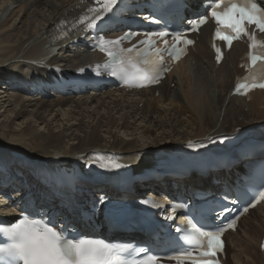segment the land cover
<instances>
[{
	"label": "bare ground",
	"instance_id": "bare-ground-1",
	"mask_svg": "<svg viewBox=\"0 0 264 264\" xmlns=\"http://www.w3.org/2000/svg\"><path fill=\"white\" fill-rule=\"evenodd\" d=\"M2 1L0 110L4 109L7 115H0V148L5 146L4 140L8 143L9 137H13L11 145L0 150V181L9 186L7 190L0 186V190L6 196L17 199L26 190L35 197H51L53 191L42 184L45 174L55 188L58 187L55 180L81 181L78 189L83 193L68 191V201L100 189L109 192L106 187L92 184L97 182L94 179H101L106 162L120 161L137 173L160 171L161 163H167L165 157L177 144L235 133L237 128L264 120V91L252 94L250 102L231 96L236 78L244 73L239 68V58L246 48L236 44L223 64L217 66L210 51V26L201 31L190 58L179 64L158 88L129 94L109 92L100 97L91 90V95L86 97L73 95L70 99L47 102L36 90L45 89L56 70H75L93 57L83 51L72 54L75 48L71 43L75 38L61 40L59 37L67 26L76 24L92 0ZM18 6L21 8L16 11ZM117 29H112L109 36L114 37ZM99 98L110 102L98 101ZM142 103L143 109H140ZM19 120L26 126L20 132L13 131L12 123ZM38 124L48 133H40ZM153 133L156 136L151 137ZM146 162L151 163L146 165ZM240 173L243 166H235L232 171H212L206 178L192 174L145 184L136 182L134 189L136 193L141 192L139 189L144 186L148 195L165 197L187 194L202 187L214 190L232 182ZM19 174L29 177L21 186L15 181ZM90 174L94 179L87 180ZM136 196L130 194L126 198L133 200ZM0 198L3 201L5 197ZM58 210L76 214L72 206H60ZM254 215L256 218L246 232L254 251L245 240L238 238L239 232L231 234L230 244L240 249L233 256V264H264V254L260 251L264 206L243 219L242 227Z\"/></svg>",
	"mask_w": 264,
	"mask_h": 264
},
{
	"label": "snow or ice",
	"instance_id": "snow-or-ice-1",
	"mask_svg": "<svg viewBox=\"0 0 264 264\" xmlns=\"http://www.w3.org/2000/svg\"><path fill=\"white\" fill-rule=\"evenodd\" d=\"M119 0H95L99 7L88 9V14L79 18L78 23L85 24V28L93 30L97 22L104 16L112 13ZM264 0H210V15L217 25L215 36L227 42L230 47L233 39H239L246 35L250 41V53L253 66L258 61L264 63V41H259L255 33H250L247 25H255L257 30L264 32ZM207 15H202L190 20V30H198V26L207 22ZM133 33H126L115 40L100 38L96 47L107 53L114 65H105L111 75H119L125 83L134 86H144L145 83H158L162 74L167 69L162 51H168V55L179 59L186 54V49L173 45L171 50L155 48L156 41L145 39L140 44L146 45L143 49L121 47V42ZM167 32L148 33L146 36L166 37ZM183 33L173 34L174 40L179 44L181 40L185 45L193 44L194 41L183 38ZM167 44V40L163 41ZM111 45V47H108ZM259 50L260 54H256ZM220 52V49H217ZM219 60L220 57L218 56ZM260 87L264 88V71L257 79L255 73L252 77H246L244 83H237L235 91L241 93L242 89ZM246 94V93H245ZM114 167H123L115 164ZM254 199H264V191L257 193ZM247 211V209H245ZM51 222L43 218L33 219L25 216L10 228L0 226V232L11 238V243L0 245V264H137L135 260H128L117 254L111 245L102 240L88 238L69 239L62 230L50 226ZM235 221H231L227 227H234ZM225 228L219 227L205 230L204 226L193 225L189 230H183V243L174 250V255L169 258L181 260L190 256L192 248H203L214 257L216 251L222 249L220 235ZM188 245L187 248L184 245ZM147 253L148 249H140ZM157 256L146 255L140 264H157Z\"/></svg>",
	"mask_w": 264,
	"mask_h": 264
},
{
	"label": "rangeland",
	"instance_id": "rangeland-1",
	"mask_svg": "<svg viewBox=\"0 0 264 264\" xmlns=\"http://www.w3.org/2000/svg\"><path fill=\"white\" fill-rule=\"evenodd\" d=\"M0 3H3V1L1 0L0 1ZM4 6H3V4H2V6H1V8H3ZM19 8H21L20 6H18L17 8H15V10L17 11V9H19ZM174 87V84H172L171 85V88H173ZM1 92H3V90L1 89ZM107 93H109V92H107ZM107 93H105V94H107ZM110 93H112V92H110ZM105 94H100V96H102V95H105ZM88 95V94H87ZM90 95H91V93H90ZM2 96V95H1ZM99 96V97H100ZM56 97V98H55ZM80 97V96H79ZM86 97V96H85ZM98 97V96H97ZM32 99H37V98H32ZM60 99H66V98H61V97H57V96H55L54 94L53 95H51L49 98H47L46 100H47V102H56V100L58 101V100H60ZM70 99V98H69ZM83 99V98H82ZM101 99H104L106 102H110L108 99H105V98H99L98 99V101L99 100H101ZM39 101H41V100H39ZM43 101V100H42ZM84 101V100H83ZM76 102V101H75ZM143 103L142 104H140L139 105V108L140 109H143ZM7 111H10V109L8 110L7 109ZM246 112H247V110H246ZM0 115L1 116H4V115H7V114H5V110L4 109H2V110H0ZM9 117L11 118V119H13V116L12 115H9ZM152 117V115L150 116V118H148V120L149 121H151V118ZM2 120L4 119L3 117L1 118ZM148 123V122H147ZM151 123V122H150ZM26 126V124H22V121L21 120H19V121H14L13 123H12V129H14L13 131H18V132H20L21 130H23V128ZM37 130L40 132V133H43V134H46V133H48V131L45 129V127L44 126H42V125H37ZM146 135H148V133H146ZM154 136H156V133H153V136H151V137H154ZM122 137V136H121ZM13 140V137H9V139H8V143L7 142H5V140H4V142H3V144L5 145V146H3L2 148H0V150H4L5 148H6V146L8 147V145H11V144H9L11 141ZM145 160H142L141 162H144ZM140 162V163H141ZM151 162H146V165L147 164H150ZM146 165H144V166H146ZM143 166V167H144ZM149 166H153V165H149ZM22 178H24V176H22V175H20V176H18L17 178H16V181L18 182L20 179H22ZM0 184H1V186H3L4 187V185L2 184V182L0 181ZM3 208H5V209H7L8 208V205H6L5 204V202H1L0 201V210H2ZM256 218V215H254L252 218H251V220H248L247 221V223L245 224V225H243V227L241 228V231L239 232L240 234H239V236H238V238L239 239H242V240H245L248 244H249V246H250V248L254 251V244L252 243V245L250 244V240L248 239L247 240V234H246V232L249 230V228H250V225L254 222V219ZM254 247V248H253ZM238 251H240V249H238V248H236L234 245H231V247H230V254H231V256H230V259H229V262L230 263H234V258H233V256L234 255H236L237 253H238ZM251 253V252H250ZM251 255H253L252 253H251Z\"/></svg>",
	"mask_w": 264,
	"mask_h": 264
},
{
	"label": "water",
	"instance_id": "water-1",
	"mask_svg": "<svg viewBox=\"0 0 264 264\" xmlns=\"http://www.w3.org/2000/svg\"><path fill=\"white\" fill-rule=\"evenodd\" d=\"M190 143H192V142H190ZM190 143H187V144H190ZM187 144H182V145H180V144H177V145H175V146L173 147V149H175V148H177V147H182V146H185V145H187Z\"/></svg>",
	"mask_w": 264,
	"mask_h": 264
}]
</instances>
